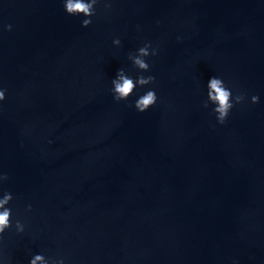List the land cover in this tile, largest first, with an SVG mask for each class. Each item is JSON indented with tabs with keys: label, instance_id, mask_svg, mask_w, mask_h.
I'll return each instance as SVG.
<instances>
[{
	"label": "water",
	"instance_id": "95a60500",
	"mask_svg": "<svg viewBox=\"0 0 264 264\" xmlns=\"http://www.w3.org/2000/svg\"><path fill=\"white\" fill-rule=\"evenodd\" d=\"M111 4L82 28L61 0H0V26L13 25L0 31V169L27 225L4 254L264 264V0ZM144 41L159 46L160 102L140 114L109 85ZM215 74L261 102L217 124L197 88Z\"/></svg>",
	"mask_w": 264,
	"mask_h": 264
},
{
	"label": "clouds",
	"instance_id": "9594fccd",
	"mask_svg": "<svg viewBox=\"0 0 264 264\" xmlns=\"http://www.w3.org/2000/svg\"><path fill=\"white\" fill-rule=\"evenodd\" d=\"M105 9L112 7L111 0H61L66 15L78 17L81 20V27L88 28L93 24V18L97 15L98 5ZM157 25L160 23L156 21ZM137 30L140 25L136 26ZM13 30L12 24L0 26V31ZM180 40V37H177ZM112 46L115 49L123 47L119 36L112 39ZM159 55V46L152 41H144L141 46L127 54L128 67H120L110 79L109 92L114 102L126 103L137 113L143 114L155 108L160 102L156 85V77L151 73V59ZM197 88L202 97L201 106L215 118L219 125H225L237 105L246 102L259 104L261 97L258 94L248 95L246 92L237 91L219 75L210 76L207 81L197 79ZM7 98V89L0 86V105H3ZM10 179L9 174L0 169V264H14L10 256L3 251L5 234L14 230L18 236L26 233V222L14 214L13 201L15 195L12 191L4 188V184ZM31 204L26 206L25 212L31 213ZM33 239L35 237L33 236ZM28 264H70L64 255L52 256L44 251L32 252L28 255ZM232 264H238L233 260Z\"/></svg>",
	"mask_w": 264,
	"mask_h": 264
}]
</instances>
